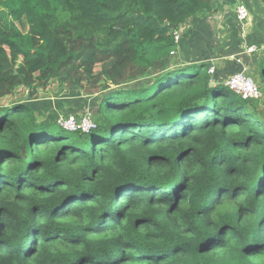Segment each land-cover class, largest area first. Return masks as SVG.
<instances>
[{"label": "trees", "instance_id": "16d2710c", "mask_svg": "<svg viewBox=\"0 0 264 264\" xmlns=\"http://www.w3.org/2000/svg\"><path fill=\"white\" fill-rule=\"evenodd\" d=\"M0 2V99L101 93L88 132L0 106V264H264L259 99L166 66L211 0Z\"/></svg>", "mask_w": 264, "mask_h": 264}, {"label": "crops", "instance_id": "0c3cea01", "mask_svg": "<svg viewBox=\"0 0 264 264\" xmlns=\"http://www.w3.org/2000/svg\"><path fill=\"white\" fill-rule=\"evenodd\" d=\"M211 12L189 17L178 27L175 48L166 66L205 63L214 82H224L244 71L258 78V64L264 59V3L255 0H211ZM259 3V4H257ZM244 4L248 17L239 21L235 7ZM252 48V50H249Z\"/></svg>", "mask_w": 264, "mask_h": 264}, {"label": "rangeland", "instance_id": "374dc122", "mask_svg": "<svg viewBox=\"0 0 264 264\" xmlns=\"http://www.w3.org/2000/svg\"><path fill=\"white\" fill-rule=\"evenodd\" d=\"M255 0H251L254 5ZM259 4V3H257ZM4 7L0 2V17H4ZM5 18V17H4ZM4 20V19H0ZM160 68H154L147 76L132 83V85L141 86V84H149L161 70ZM252 77V76H251ZM257 85L259 83L252 77ZM261 88V87H260ZM259 88V89H260ZM101 93L88 94L80 89L71 88L66 86H59L55 82H52L46 88H38L35 94V98L30 99L25 87L16 88L14 93L3 99H0V106H9L12 103L21 101L31 102L32 109L48 120H55L60 116H83L89 115L92 117L97 109V105L100 102ZM258 110L261 120L264 122V90L261 89V96L258 101ZM37 115V116H38Z\"/></svg>", "mask_w": 264, "mask_h": 264}, {"label": "built area", "instance_id": "2783aa9c", "mask_svg": "<svg viewBox=\"0 0 264 264\" xmlns=\"http://www.w3.org/2000/svg\"><path fill=\"white\" fill-rule=\"evenodd\" d=\"M235 15L237 20L244 21L248 17L247 7L244 4H238L235 7ZM173 35L176 41L178 38V30L175 31ZM249 50H252V48ZM208 72H212V69H209ZM223 84L239 95L243 100L259 99L261 96V90L253 78L247 75L244 71L231 75L223 82ZM57 124L69 132H88L93 126L92 117L89 115H83L80 117L73 115L60 116L57 118Z\"/></svg>", "mask_w": 264, "mask_h": 264}, {"label": "water", "instance_id": "95a60500", "mask_svg": "<svg viewBox=\"0 0 264 264\" xmlns=\"http://www.w3.org/2000/svg\"><path fill=\"white\" fill-rule=\"evenodd\" d=\"M164 25H165V23H164ZM209 84L212 85V84H213V80H211V81L209 82Z\"/></svg>", "mask_w": 264, "mask_h": 264}]
</instances>
